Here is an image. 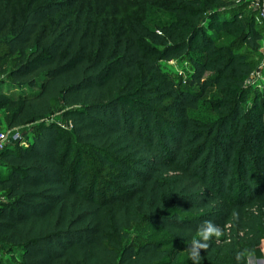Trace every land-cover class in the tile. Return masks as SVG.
Instances as JSON below:
<instances>
[{
    "label": "trees",
    "instance_id": "1",
    "mask_svg": "<svg viewBox=\"0 0 264 264\" xmlns=\"http://www.w3.org/2000/svg\"><path fill=\"white\" fill-rule=\"evenodd\" d=\"M37 1L0 0V112L10 130L38 124L0 151V245L21 255L0 264L262 258L255 12L229 0ZM174 60L189 65L188 86L167 70ZM57 107L70 130L50 122ZM205 221L221 235L203 241Z\"/></svg>",
    "mask_w": 264,
    "mask_h": 264
},
{
    "label": "rangeland",
    "instance_id": "2",
    "mask_svg": "<svg viewBox=\"0 0 264 264\" xmlns=\"http://www.w3.org/2000/svg\"><path fill=\"white\" fill-rule=\"evenodd\" d=\"M5 5H9L13 10H20V11H25L31 4L32 0H3ZM44 1H49V0H39L35 4V6L39 5L40 3ZM85 1L88 0H80V3H84ZM96 3L101 2L103 0H94ZM235 3H242V4H247L249 6L248 12L249 14L252 12H255L256 20L258 25L263 28V35L261 39V48L260 51L262 53V57L259 60V64L256 68L255 74L253 76V82H255L256 86H259L257 88V91H261L263 86H264V23L260 20L259 17V12L258 9L256 8V3L254 0H229ZM167 70L172 72L178 80L183 82V84H187V86L190 84V67L184 62H180L178 60L170 61L165 63ZM4 92H12L14 91L10 87H3ZM63 111L60 107H57L55 113L51 116L49 119L50 122L55 123L63 128L69 129L70 126L67 120L62 115ZM38 124H29L26 125L22 128L16 129V130H10L7 128V124L4 119V114L3 112H0V134H3L7 138V142H16L13 141L12 137L14 134L18 133L19 136L21 137L22 140H27L31 142L33 138V134L36 132ZM3 201V198L0 196V202ZM131 234L133 236H143L146 235V231L143 230L142 228H133ZM184 252H186L184 250ZM20 252L17 250H13L12 252H9L8 247L4 245H0V258L8 263H12V261H19L20 260ZM249 258V256H248ZM248 260V259H247Z\"/></svg>",
    "mask_w": 264,
    "mask_h": 264
},
{
    "label": "clouds",
    "instance_id": "3",
    "mask_svg": "<svg viewBox=\"0 0 264 264\" xmlns=\"http://www.w3.org/2000/svg\"><path fill=\"white\" fill-rule=\"evenodd\" d=\"M198 233L205 242L210 240L212 236L219 237L221 235L218 227L214 226L211 221H205V226H201V228L198 229ZM193 245L204 249L208 247L207 243H201L200 241H193Z\"/></svg>",
    "mask_w": 264,
    "mask_h": 264
},
{
    "label": "built area",
    "instance_id": "4",
    "mask_svg": "<svg viewBox=\"0 0 264 264\" xmlns=\"http://www.w3.org/2000/svg\"><path fill=\"white\" fill-rule=\"evenodd\" d=\"M256 3V8L259 12L260 20L264 23V0H254ZM13 141L21 140V137L18 133L14 134L12 137ZM10 142H7V138L5 135L0 134V151H2Z\"/></svg>",
    "mask_w": 264,
    "mask_h": 264
},
{
    "label": "crops",
    "instance_id": "5",
    "mask_svg": "<svg viewBox=\"0 0 264 264\" xmlns=\"http://www.w3.org/2000/svg\"><path fill=\"white\" fill-rule=\"evenodd\" d=\"M262 258H257L256 256H250L248 258V264H264V241L260 247Z\"/></svg>",
    "mask_w": 264,
    "mask_h": 264
}]
</instances>
